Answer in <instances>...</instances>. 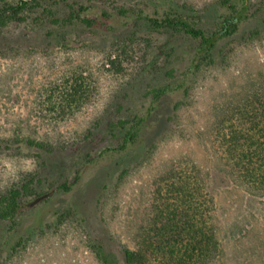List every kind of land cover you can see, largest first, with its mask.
<instances>
[{
	"label": "rangeland",
	"instance_id": "1",
	"mask_svg": "<svg viewBox=\"0 0 264 264\" xmlns=\"http://www.w3.org/2000/svg\"><path fill=\"white\" fill-rule=\"evenodd\" d=\"M116 1L129 9L138 6L157 19L172 7L191 17L200 15L203 28L210 32L219 31L225 19L233 17L232 6L244 19L233 36L217 45L215 65L203 62L200 71L191 72L187 86L168 96L163 111L152 117L127 152L114 151L118 142L107 133L108 123L131 119L145 107L141 96L153 77L145 80L143 88L136 79L130 82L133 86L128 82L148 67L155 53L160 54L165 38L144 27L137 37L139 44L126 49L134 62H124L122 72H113L108 70V57L118 55L120 61L124 57L111 48L114 35L109 32L86 36L67 50L58 40L27 42L22 37L29 31L11 29L12 45L18 40L24 47L32 43L36 48L18 54L7 47V52L0 50V137L18 132L50 141L55 150L24 148L20 155L0 156V189L34 171L43 179L38 192L52 196L26 210L13 230L9 222L1 224L0 264H127L121 251L137 248L134 235L148 218L156 181L168 166L184 159L191 175H195L192 167H197L201 203L214 199L221 254L214 264H264V196L247 189L223 161L213 130L218 107L243 98L256 85L264 86V0H248L246 7L243 0H230L229 5L226 0ZM86 15L97 17L100 10ZM126 23L114 17L109 25L126 34ZM178 43L172 58L176 76L187 73L193 64L189 52L197 45L188 38ZM73 74L88 78L89 94L62 116L52 110L47 96L57 84L66 86ZM162 77L157 85L165 80ZM179 101L186 106L176 113L173 107ZM65 184L73 187L71 193L60 190ZM67 210L74 215L60 225Z\"/></svg>",
	"mask_w": 264,
	"mask_h": 264
},
{
	"label": "trees",
	"instance_id": "2",
	"mask_svg": "<svg viewBox=\"0 0 264 264\" xmlns=\"http://www.w3.org/2000/svg\"><path fill=\"white\" fill-rule=\"evenodd\" d=\"M243 1L246 7L248 0ZM224 4L229 5L230 0ZM95 8H99L100 15H86ZM230 10L233 17L226 18L219 31L210 32L203 28L204 17H191L174 7L165 11L162 19H157L145 15L138 6L129 9L116 0H0V50L7 52V47L10 52L18 54L32 51L35 47L32 43L24 47L18 40L12 45L9 36L15 34L11 32L13 28L29 31L22 37L27 38V42L35 39L42 44L45 40L53 44V40H58L59 45L67 50L80 45L86 36L98 37L109 32L114 35L111 48L115 53L123 54L124 60L120 61L118 55L108 57V70L122 72L124 62H134L132 55H126L129 53L126 49L139 44L137 37L144 27L163 36L165 44L160 47V54L155 53L148 67L139 69L128 82L129 86H133L130 82L136 79L143 88L145 80L153 77V83L146 84L141 96L145 107L133 113L131 119L108 123L107 133L118 142L114 151L127 152L136 145L152 117L155 114L159 116L161 109L163 111L168 96L187 86L191 72L195 75L200 71L203 62L208 66L215 65L217 45L233 36L236 26L244 19L243 13L234 6ZM114 17L127 20L126 34L110 27ZM184 38L197 45L189 52L193 64H189L187 73L176 76L172 58L178 50L175 45ZM41 51L44 52L43 46ZM169 67L173 68L165 72ZM161 76L165 80L157 85ZM88 84V78L73 74L67 77L66 86L62 83L54 86L51 95L47 96L52 110L64 116L73 106L82 104L89 94ZM244 95L217 108V122L213 130L217 133L223 161L229 163L247 189L264 196V86L256 85L255 91ZM185 106L186 103L179 101L173 108L177 113ZM91 136L90 133L87 138ZM24 148L45 153L55 150L50 141L22 137L18 132L16 136L0 137V156H9V152L20 155ZM187 161L184 159L168 166L156 181L148 218L139 225L134 235L137 248H123L121 251L127 264H205L206 261L207 264H214L220 257L217 227L213 220L214 199L201 203L202 180L197 175V167H192L195 175L188 172ZM42 181L38 172L31 171L19 175L10 185L0 189V226L9 222L13 230L17 219L26 210H33L50 201V192L37 190ZM60 190L71 193L73 187L65 184ZM73 215L72 210L65 211L59 224L62 225L64 219Z\"/></svg>",
	"mask_w": 264,
	"mask_h": 264
}]
</instances>
